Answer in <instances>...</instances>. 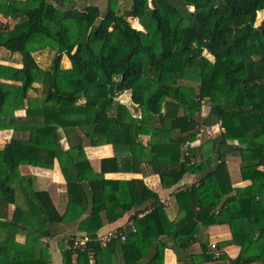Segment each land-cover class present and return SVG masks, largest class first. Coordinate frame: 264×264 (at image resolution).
<instances>
[{"label":"trees","instance_id":"16d2710c","mask_svg":"<svg viewBox=\"0 0 264 264\" xmlns=\"http://www.w3.org/2000/svg\"><path fill=\"white\" fill-rule=\"evenodd\" d=\"M70 2L26 0L21 8L0 0V15L13 23L0 31V50L20 55L22 64L0 63V131H12L0 149V264H53L43 240L49 226L78 220L89 206L79 227L84 234L61 244L64 264H89L88 253L75 246L82 236L93 239L96 264H113L119 253L125 264H137L155 245L146 264H163V236L194 264H264V20L257 24L264 0H131L123 9L110 0L106 11ZM44 51L54 53L48 69L36 59ZM125 92L132 107L118 100ZM206 124L214 136L187 155L185 143L195 142ZM105 144L116 156L96 172L86 147ZM216 146L222 149L214 156ZM231 156L239 166L230 165ZM56 160L67 179L64 215L37 177L21 172L53 169ZM136 164L159 175L165 188L188 173L203 174L172 193L177 219L142 180L104 177ZM236 176L248 184L235 185ZM150 199L148 213L132 216L137 231L125 241H98L105 219L113 223ZM214 225H229L232 233L217 243L219 257L198 236ZM227 245L240 247L237 257L224 252Z\"/></svg>","mask_w":264,"mask_h":264},{"label":"crops","instance_id":"0c3cea01","mask_svg":"<svg viewBox=\"0 0 264 264\" xmlns=\"http://www.w3.org/2000/svg\"><path fill=\"white\" fill-rule=\"evenodd\" d=\"M109 1L110 0H71L70 6L83 9L88 6L94 5V6L100 7L103 11H106V9L108 8ZM11 2L13 3L14 6L21 7V8H24L26 5V0H11ZM118 3H119L120 9H123L125 6L127 8H130L131 6V0H118ZM0 17L4 18L2 15H0ZM5 21L8 25V28H9L8 30L12 29L13 23L7 20ZM136 21L138 22V20ZM7 52L8 51H4V53H7ZM16 55L18 54L13 55L12 57H15ZM20 61L21 60H19L17 67L22 66V64H20ZM6 62L8 61H3L2 58L0 59L1 64L12 65ZM65 67L66 68L70 67V64ZM127 105L129 104L127 103ZM22 113L23 112H19V114H22ZM213 128L214 127H212L211 129ZM0 135H2L1 142L3 143H0V149H2L4 148L7 140H9L12 137V131H0ZM205 136L207 135L205 134ZM205 136H204V140H205ZM142 140L145 144H148L150 137L143 136ZM218 149L220 148L216 146L214 149L215 154L219 152ZM86 154H87L88 159L91 162L93 169L96 172L101 171V161L103 159L112 158L116 156L115 148L111 144H105V145H100V146H87ZM228 162L230 163L232 167L239 166L238 160L232 156L228 157ZM134 167L135 169H124L119 172L106 173L104 177L106 180H111V181L131 182L134 180H142L146 184V186H148L151 190L157 192L160 202L165 206L168 216L170 217L171 220L177 219L180 214V209L177 204V200L175 198V195H172V193L174 191L183 189L186 186L188 187L194 183H197V181L203 175V174L188 173L184 177V179L175 187L165 188L163 187L161 183L160 176L153 173L149 167H146L144 165L138 166L137 164ZM21 172L24 175L31 174V175L36 176L39 188L48 190L55 204L57 205L60 213L62 215L66 213L68 204H69L67 179L62 171L60 163L57 160L54 163L53 169L45 170V169L37 168V167L22 166ZM234 182H235V185L237 186H245L248 184V182H240L238 176H236V178L234 177ZM136 185L138 184L136 183ZM152 203H153V199H150L145 204L134 207L130 211H127L126 213H124L122 217H120L117 221L113 223H109L107 219H105V225L101 229V234L106 233L108 230L117 229L119 227L125 226L132 220V216L134 215L138 214V216L143 217L146 213H148V209L152 205ZM14 209H15L14 205H11V204L7 208V213H8L9 218H12ZM90 214H91V206L88 207L86 213H84V215L78 220L51 224L49 226L50 231H51L50 236L48 238H44L43 240H46V243L50 247L53 264H64L63 254H62L64 250L61 247L62 242L63 241L67 242L68 239H70L74 235L84 234V232H81L79 229L80 223L83 220H85ZM104 217L106 218L105 214H104ZM198 236L202 241L204 242L208 241L209 245L212 243H221V242L230 241L232 239L231 228L229 227V225L211 226L205 231L200 230ZM18 240L24 241L25 240L24 236H18ZM161 240L167 245V248L165 250L163 264H194L193 259L185 256L183 251H181L179 247H177L176 241L174 239L168 236H163L161 237ZM199 246L200 244L198 243L193 246L194 252L198 253ZM223 250L230 258H235L240 252V247L237 245H227L223 248ZM156 251H157V245L151 248L147 259L141 260L137 264H146L148 260L154 257V255L156 254ZM223 263L228 264L229 262L223 261ZM113 264H125V259L123 258L122 253H119V257H115Z\"/></svg>","mask_w":264,"mask_h":264},{"label":"built area","instance_id":"2783aa9c","mask_svg":"<svg viewBox=\"0 0 264 264\" xmlns=\"http://www.w3.org/2000/svg\"><path fill=\"white\" fill-rule=\"evenodd\" d=\"M218 127L220 128V124H218ZM205 134L207 136H211L213 134V130L211 128H202L201 131L197 134V139L195 142H186L184 145V150L186 151V154L188 155V149L191 146L199 145L204 141ZM195 161L192 160L191 163H194ZM136 232L137 229L135 227L134 221H130L128 224L123 226L119 229H112L108 230L106 233L101 234L98 238V241L102 243L103 246H106L108 243L114 240H121L125 241L128 236V232ZM93 242V239L89 238L88 236H82L78 238L75 241V246L80 250L88 253L89 256V264H96L95 260V252L94 248L90 245ZM209 254L214 255V257L221 256V252L217 249V243H212L209 246L208 250Z\"/></svg>","mask_w":264,"mask_h":264},{"label":"rangeland","instance_id":"374dc122","mask_svg":"<svg viewBox=\"0 0 264 264\" xmlns=\"http://www.w3.org/2000/svg\"><path fill=\"white\" fill-rule=\"evenodd\" d=\"M264 20V14L263 13H259L258 14V20H257V24H260L261 21ZM131 21V24L136 27V28H140L141 26L138 24V22L136 20H133V19H130ZM140 26V27H139ZM9 28H8V25L6 23V21L4 20V18L0 17V31H7ZM7 54V55H6ZM6 55V56H5ZM10 55V56H9ZM15 55V54H14ZM13 55L10 54L9 52L7 53H4V51L0 50V59L2 58L3 61H8L6 63H10L12 64L13 66H18V63H19V60H21V57L19 55H16L15 57H12ZM53 58H54V53L52 52H49V51H44L42 53H39V54H36V59L37 61L41 64L42 67H44L45 69H48L51 64H52V61H53ZM70 64V61L67 57H64L63 60H62V65L65 67V66H68ZM182 84H186V85H192L191 82L189 81H182L181 82ZM118 100H120L121 102L123 103H128L130 105V107H132V100H131V95L130 93L128 92H125L123 94H121L119 97H118ZM211 110V107H210V103H207L204 105V109H203V115H204V118H206L209 114ZM207 127H209L208 124H206ZM218 128V125L216 126ZM204 128V127H203ZM209 128H212V127H209ZM213 130V129H212ZM213 134H214V131H213ZM211 135L209 138L213 137L214 135ZM1 136L0 135V143H3L1 142ZM212 147V146H211ZM222 149V148H220ZM224 150V149H223ZM226 150V149H225ZM217 153V152H216ZM216 155V154H215ZM214 155V156H215ZM69 240V239H68Z\"/></svg>","mask_w":264,"mask_h":264}]
</instances>
